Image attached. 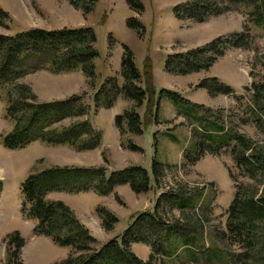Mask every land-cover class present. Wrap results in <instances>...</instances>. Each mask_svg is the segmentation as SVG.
I'll return each mask as SVG.
<instances>
[{"label": "trees", "instance_id": "trees-1", "mask_svg": "<svg viewBox=\"0 0 264 264\" xmlns=\"http://www.w3.org/2000/svg\"><path fill=\"white\" fill-rule=\"evenodd\" d=\"M83 15L90 13L97 0H66ZM131 9H141L139 0H126ZM178 17L206 22L228 11L247 15L249 23L261 29L264 35V0H186L174 8ZM10 14L0 5V25L7 28ZM248 23V24H249ZM246 31L220 35L185 53L169 55L165 72L173 76H186L208 70L228 48H253V35L249 25ZM127 26L141 27L137 19H127ZM96 35L92 27L42 28L27 27L14 34L0 33V98L5 105L4 118L11 130L0 135L4 149L23 150L33 143L49 147L67 146L75 152H86L101 145L102 133L93 129L88 120L73 121L58 128L66 119L85 117L90 107L84 95H72L63 100L41 102L30 85L20 80L35 70L44 69L53 75L80 71L88 84L95 88V65L98 57ZM119 81L108 77L93 94V110H108L119 99L129 101L132 108L115 116L114 123L120 137L139 136L143 128L157 121L160 95L176 99L178 95L161 89L157 99L152 81V67L147 63L143 76L136 69L132 52L122 44ZM199 88L209 95H231L233 90L217 78L202 80ZM249 104L245 115L264 133V75L252 78ZM181 100V99H179ZM145 105L144 116L136 109ZM211 111L208 110V113ZM218 113L208 123L192 132L190 143L184 149L183 165L194 166L204 155L228 153L237 170L239 182L229 172L234 183V197L226 211L225 231L204 228L210 202L201 189H168L159 194L152 211L140 212L126 228L120 239L110 240L98 249L96 239L75 217L62 200L49 199L52 193L72 194L94 190L107 195L114 187L128 185L135 194L151 189L150 176L145 168L125 167L111 172L108 177L101 168L51 167L30 174L21 187V214L35 220L34 233L51 239L58 247H68L71 253L55 264H264V145H256L245 135L227 129L217 120ZM124 142V141H123ZM130 151H142L126 140ZM156 147V141L154 142ZM164 165L152 159L151 173L156 185L160 184ZM2 184L0 182V195ZM178 211L174 216L173 211ZM107 230L117 219L103 209L98 210ZM210 235L211 245L207 244ZM5 263L22 264L20 249L25 240L18 231L6 236ZM132 244L146 245L150 249L147 260L140 259L131 250ZM237 248L230 251L224 245Z\"/></svg>", "mask_w": 264, "mask_h": 264}, {"label": "rangeland", "instance_id": "rangeland-1", "mask_svg": "<svg viewBox=\"0 0 264 264\" xmlns=\"http://www.w3.org/2000/svg\"><path fill=\"white\" fill-rule=\"evenodd\" d=\"M139 1L142 8L134 10L127 5L126 0H97L93 10L83 15L66 0H0L1 7L11 17L6 20L7 28L0 25V33L14 34L27 27H92L98 52L94 61L96 89L108 77L117 76L122 81L119 70L124 51L122 44L125 43L132 52L135 67L141 76L147 63L151 65L154 99H157L161 89L175 92L181 99L160 95L157 121L144 127L139 136L127 134L116 140L119 138L113 137V132H118L114 123L116 115L112 116L111 110L114 109L117 115L122 114L132 108L131 102L119 99L112 108L97 113L93 110V102L91 106L87 104L95 89L87 80L78 84L77 74H71L75 72L53 75L38 69L24 76L21 83L31 80L40 83L41 88L43 83H50L52 85L47 86L54 85L66 98L84 95V102L90 107L89 113L83 118L66 119L57 127H66L73 121L88 120L93 129L102 133V140L97 149L82 153L63 147L52 148L38 142L23 150H7L0 142V264L5 263L6 236L15 231L25 240L19 252L22 264H55L71 253L70 248L58 247L50 238L35 235L33 230L36 221L25 219L21 214V187L24 181L37 170L56 166L101 168L106 177L125 167L138 166L145 168L150 176L151 189L143 194H135L128 185H122L114 187L105 196L92 189L47 196L49 199L62 200L70 207L75 217L96 239L94 249L110 240L120 239L138 213L152 211L160 193L170 188L177 189L181 184L187 190L203 188L206 202H210V210L203 225L208 233L213 230L225 231L226 211L235 191L229 172L235 174L239 182L245 183L247 180L236 176L237 170L231 157L223 150L218 155H204L194 166L183 165V151L190 143L193 130L206 125L214 113H218L215 120L225 128H232L236 133L247 136L256 145H264V133L245 115V107L250 101V93L246 88L250 89L252 78L259 79L264 75V35L261 29L249 23L246 14L239 11H228L210 21L199 23L175 14V6L186 0ZM130 17L136 18L141 25L138 31L127 26ZM246 24L253 35L252 50L244 46L228 48L211 68L195 74L173 76L165 72L167 56L185 53L220 35L245 32ZM207 78H217L220 83L230 87L233 94L209 95L207 90L197 87ZM30 85L35 89L34 83L30 82ZM39 97L41 102L47 99L40 94ZM4 110L5 105L0 98V135L8 133L12 127L4 118ZM208 110L211 112L208 113ZM136 112L143 117L145 105L136 109ZM126 140L142 151L128 150ZM153 158L164 165L159 185L155 184L151 173ZM99 209L117 219L110 230L106 229L103 218L99 217ZM173 214L177 217L179 213L174 210ZM206 242L211 245L209 234ZM224 246L230 251H237L230 245ZM131 250L142 260L149 258L150 249L146 245L132 244ZM174 264L181 263L175 261Z\"/></svg>", "mask_w": 264, "mask_h": 264}, {"label": "crops", "instance_id": "crops-1", "mask_svg": "<svg viewBox=\"0 0 264 264\" xmlns=\"http://www.w3.org/2000/svg\"><path fill=\"white\" fill-rule=\"evenodd\" d=\"M210 21V20H209ZM82 25V24H81ZM75 27V26H73ZM71 74H77V77H78V84H80L81 82H85L86 81V78L83 76V74L80 72V71H77L75 73H71ZM61 75H69V74H61ZM82 75V76H81ZM71 78V77H70ZM30 82L31 83H34L35 84V89H33V87L30 85ZM24 84H27V85H30L33 92L35 93V95L37 96V98L40 100V97H39V94L41 97L43 98H47L45 101H42V102H50V101H56V100H62V99H65L66 96H64L63 94H60V90L55 87L54 85L53 86H47V85H52L50 83H43L42 84V88L40 87V83H37V82H32L31 80L30 81H26V82H23ZM64 83V82H63ZM66 83V82H65ZM75 84V83H74ZM44 86V87H43ZM94 92L93 94L95 93V91L97 90L96 88H94ZM72 92V91H71ZM39 93V94H38ZM93 94L92 96H90L89 98V102L87 101V104L89 106L92 105V97H93ZM69 96V95H67ZM91 100V101H90ZM99 111H106V110H99ZM99 111L97 113H99ZM112 111V116L114 115H117L116 114V111L111 110ZM115 133V134H114ZM119 135V132H117L116 130L113 132V137H119L117 138L116 140L120 139V135ZM68 148L67 146H57V147H52V148ZM69 150H71L70 148H68ZM73 151V150H71ZM79 153H82V152H79Z\"/></svg>", "mask_w": 264, "mask_h": 264}]
</instances>
